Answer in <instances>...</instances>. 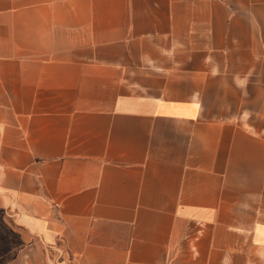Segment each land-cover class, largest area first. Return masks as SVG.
<instances>
[{"label": "crops", "instance_id": "obj_1", "mask_svg": "<svg viewBox=\"0 0 264 264\" xmlns=\"http://www.w3.org/2000/svg\"><path fill=\"white\" fill-rule=\"evenodd\" d=\"M6 224L0 264H264V0H0Z\"/></svg>", "mask_w": 264, "mask_h": 264}, {"label": "rangeland", "instance_id": "obj_2", "mask_svg": "<svg viewBox=\"0 0 264 264\" xmlns=\"http://www.w3.org/2000/svg\"><path fill=\"white\" fill-rule=\"evenodd\" d=\"M0 228L3 229L5 233L9 231L7 224L4 225V226H0ZM7 236H8V238H9L11 241L16 242L17 244L22 245V243H25L24 235H23L20 231L13 232V233L11 234V236L7 234ZM23 251H24V250L22 249V251H20V252L18 253V255H17V259H19V260L22 259V257H23L24 254H25ZM32 251H33V250H32ZM56 251H57V250H56ZM30 252H31V251H30ZM34 253H35V255H36L37 257H38L39 255H41V254H40L41 252H40L39 250L35 251ZM48 256L53 257V258L51 259V261H53V263L49 262L48 264H64V262H65L64 253L61 254V253H59V251H57V254H54V255H53V254H45V257H48ZM3 259H4V258H1V259H0V262H2ZM17 262L20 263V261H17ZM17 262H15L14 264H18Z\"/></svg>", "mask_w": 264, "mask_h": 264}]
</instances>
